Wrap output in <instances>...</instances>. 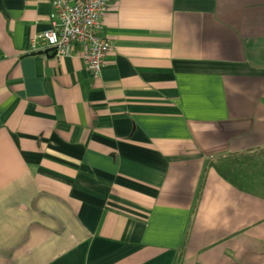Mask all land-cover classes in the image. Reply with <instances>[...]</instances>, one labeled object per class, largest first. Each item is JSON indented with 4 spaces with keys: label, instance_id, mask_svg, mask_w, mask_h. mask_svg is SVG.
<instances>
[{
    "label": "crops",
    "instance_id": "crops-1",
    "mask_svg": "<svg viewBox=\"0 0 264 264\" xmlns=\"http://www.w3.org/2000/svg\"><path fill=\"white\" fill-rule=\"evenodd\" d=\"M48 14L0 0V264H264V0H112L96 77Z\"/></svg>",
    "mask_w": 264,
    "mask_h": 264
},
{
    "label": "built area",
    "instance_id": "built-area-1",
    "mask_svg": "<svg viewBox=\"0 0 264 264\" xmlns=\"http://www.w3.org/2000/svg\"><path fill=\"white\" fill-rule=\"evenodd\" d=\"M111 1L49 0L48 28L31 41L29 52L50 48L56 60L75 54L90 77L98 76L110 50L101 34L99 18Z\"/></svg>",
    "mask_w": 264,
    "mask_h": 264
},
{
    "label": "trees",
    "instance_id": "trees-1",
    "mask_svg": "<svg viewBox=\"0 0 264 264\" xmlns=\"http://www.w3.org/2000/svg\"><path fill=\"white\" fill-rule=\"evenodd\" d=\"M227 163L229 164H226L224 167H215L214 169L221 178L236 186V184H239L238 177L236 176L238 172H241V163H238V159L236 158H232L230 162Z\"/></svg>",
    "mask_w": 264,
    "mask_h": 264
},
{
    "label": "water",
    "instance_id": "water-1",
    "mask_svg": "<svg viewBox=\"0 0 264 264\" xmlns=\"http://www.w3.org/2000/svg\"><path fill=\"white\" fill-rule=\"evenodd\" d=\"M37 55H44L45 57H48V58H53L54 57V52L52 49L48 48V49H44L43 51L41 52H38L36 53Z\"/></svg>",
    "mask_w": 264,
    "mask_h": 264
}]
</instances>
